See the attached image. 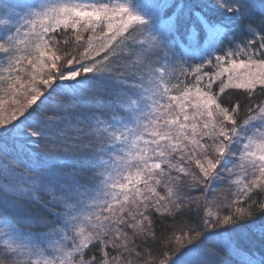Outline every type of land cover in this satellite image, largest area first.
I'll return each instance as SVG.
<instances>
[{
    "label": "snow or ice",
    "instance_id": "1",
    "mask_svg": "<svg viewBox=\"0 0 264 264\" xmlns=\"http://www.w3.org/2000/svg\"><path fill=\"white\" fill-rule=\"evenodd\" d=\"M10 149L0 264H231L240 228L264 245V0H0Z\"/></svg>",
    "mask_w": 264,
    "mask_h": 264
},
{
    "label": "trees",
    "instance_id": "2",
    "mask_svg": "<svg viewBox=\"0 0 264 264\" xmlns=\"http://www.w3.org/2000/svg\"><path fill=\"white\" fill-rule=\"evenodd\" d=\"M138 2L139 3H149V2H152V0H138ZM136 39L139 40V39H141V37L139 35H137ZM181 79H183V77H181ZM192 79L193 78L191 76H189L187 82H191ZM225 79H226V77H225ZM173 83H175V79H173ZM218 85H219L218 81L213 85L214 90L217 93H219V86ZM226 92H229L230 94H237V93H242L243 90L230 87V88L226 89ZM170 94L177 95L178 93L173 92ZM55 99H56V97H53L49 101V103H48L49 109H51V106L55 102ZM241 99H244V97L242 96ZM5 157H6V159H5ZM11 162L19 163V161L14 156V154H12L11 149L9 150L8 153L0 152V169L8 167ZM69 166H71V165H69ZM224 180L226 181V184H227V177H225V176L221 177V181L218 180L214 183L213 189L211 190L212 195H210L208 197L209 200L214 199L217 204H221V203H226L229 199H234V196L226 190L228 188L221 189L222 183L224 182ZM37 195H40L41 197H43L42 193H37ZM161 195H163V192H161ZM196 195H199V193H196ZM213 210H215V208H213ZM36 227L40 228V230H44L42 224L36 225ZM237 231L241 235V245L239 248V252L242 253L243 255L245 254L248 257H252V258L259 260L261 258V255H264V245H262L260 243L258 238H251V237L247 236L246 230L244 228H240ZM145 247H147V246H145ZM2 248L3 247L0 245V249H2ZM231 264H242V261L231 256Z\"/></svg>",
    "mask_w": 264,
    "mask_h": 264
},
{
    "label": "rangeland",
    "instance_id": "3",
    "mask_svg": "<svg viewBox=\"0 0 264 264\" xmlns=\"http://www.w3.org/2000/svg\"><path fill=\"white\" fill-rule=\"evenodd\" d=\"M225 177H227V184H226V179L224 180V182L222 183V187L221 189H226L228 192H230L231 194L235 193L237 191V187H238V181L242 179V176L241 175H232L230 177H228L226 174H225ZM221 181V179L219 180ZM220 184V183H219ZM218 185V184H217ZM214 186V184H213ZM213 186H212V189H213ZM211 189V190H212ZM225 191V190H224ZM235 198V197H234ZM0 245L3 247V242L0 241ZM233 257H235L236 259L240 260V261H244L246 258H252V257H248L247 255H243L242 253H240L239 255H233ZM255 259V258H253ZM257 260V259H256Z\"/></svg>",
    "mask_w": 264,
    "mask_h": 264
}]
</instances>
